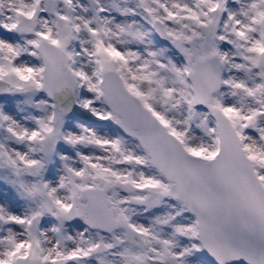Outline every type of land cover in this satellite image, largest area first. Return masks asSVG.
I'll use <instances>...</instances> for the list:
<instances>
[{
  "label": "snow or ice",
  "instance_id": "1",
  "mask_svg": "<svg viewBox=\"0 0 264 264\" xmlns=\"http://www.w3.org/2000/svg\"><path fill=\"white\" fill-rule=\"evenodd\" d=\"M0 264H264V0H0Z\"/></svg>",
  "mask_w": 264,
  "mask_h": 264
}]
</instances>
